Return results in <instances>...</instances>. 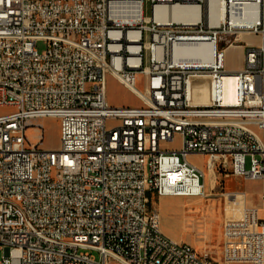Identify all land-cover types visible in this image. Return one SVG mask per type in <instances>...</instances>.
Instances as JSON below:
<instances>
[{
  "label": "built area",
  "instance_id": "2783aa9c",
  "mask_svg": "<svg viewBox=\"0 0 264 264\" xmlns=\"http://www.w3.org/2000/svg\"><path fill=\"white\" fill-rule=\"evenodd\" d=\"M185 5L196 21L155 16ZM179 43L211 63L175 60ZM229 48L243 51L237 72ZM109 77L141 105L112 107ZM0 108L13 109L0 116V264H264V0H0ZM43 118L61 122L59 151L42 149ZM211 173L263 184L260 209L230 194L244 214L223 220L218 258L165 236L151 200L204 199Z\"/></svg>",
  "mask_w": 264,
  "mask_h": 264
},
{
  "label": "rangeland",
  "instance_id": "374dc122",
  "mask_svg": "<svg viewBox=\"0 0 264 264\" xmlns=\"http://www.w3.org/2000/svg\"><path fill=\"white\" fill-rule=\"evenodd\" d=\"M249 38L256 39L254 36ZM256 43L258 40L256 39ZM38 51L42 53L45 50V44H38ZM228 68H241L243 57L240 49H228L226 54ZM138 89L143 92L144 86L138 84ZM107 100L112 107H139L140 100L129 92L126 88L120 85L115 79L109 77L107 80ZM13 113V109L0 108V116H5ZM36 128L42 130L43 144L42 149L47 151H59L61 149V132L60 120L56 118H43L35 123ZM31 144L37 143V132L31 130L27 134ZM167 147L179 148L180 143H172ZM189 162L196 165L200 169H205L208 161L207 157L190 156ZM223 176H212V190L207 191L206 198H183L181 200H171L161 203L157 206V198L151 199L152 204L159 210L161 215V229L163 232L176 238H184L187 240H196L199 243L207 245L206 250L211 251L218 258V251L221 248V243L218 238L221 232L223 220L226 217L225 200L221 196L224 193ZM228 191L241 192L250 191L248 185L241 183L237 179H230L226 182ZM240 214L232 212V219H239ZM213 242V248L209 244ZM5 252L0 247V262L3 260ZM99 260L98 254H95Z\"/></svg>",
  "mask_w": 264,
  "mask_h": 264
},
{
  "label": "crops",
  "instance_id": "0c3cea01",
  "mask_svg": "<svg viewBox=\"0 0 264 264\" xmlns=\"http://www.w3.org/2000/svg\"><path fill=\"white\" fill-rule=\"evenodd\" d=\"M248 42L251 44H257L256 39H253V38H248ZM258 43H259V40H258ZM240 51H241V54L243 57V51L241 49H240ZM242 67H243V64H242L241 68H228L227 63H226V70L228 72H237V71L241 70ZM212 176L217 177L218 175L214 176L213 173H211L210 177H207V178H210L211 185H212ZM223 179H224V183H223L224 193H222L221 196L224 198L227 195L226 196V205H225L226 218L231 219L232 218V212H234L235 210L237 213L240 214V217H242V215L244 214V211H243L244 210V204L242 203V199L235 198L234 196L230 195L231 193H235V192L228 191L226 188V182L230 179H237L241 183L245 182V184L248 185V188L250 189V191L239 192V193L245 194V196H246V208H249V209H251V208L260 209L261 208V193L263 190L262 182H251V181H247V180H244L241 178L234 177L232 175L223 176ZM155 198L156 197L151 196V199H155ZM181 199H183V198L164 197V198L157 199L156 204H157V206H160L161 203H164L165 201L181 200ZM163 233L165 236H167L168 238H170L176 242H182V243L190 244L197 251H203L207 248V245L205 243H199L196 240H187L186 241L183 237L182 238H176V237L171 236L165 232H163ZM220 243L222 244V226H221L220 236H219L218 242L216 244H220ZM216 244L214 245V243L211 242L209 244V247L213 248L214 246H216Z\"/></svg>",
  "mask_w": 264,
  "mask_h": 264
},
{
  "label": "bare ground",
  "instance_id": "6f19581e",
  "mask_svg": "<svg viewBox=\"0 0 264 264\" xmlns=\"http://www.w3.org/2000/svg\"><path fill=\"white\" fill-rule=\"evenodd\" d=\"M214 6L215 3H212ZM157 19H168L173 20L177 22H194L196 21L200 16V9L193 6V5H185V6H175V7H162L157 9L155 14ZM231 49V48H229ZM232 49H238V48H232ZM228 51V50H227ZM226 51V54H227ZM212 50L203 47L199 45L194 44H184L179 43L175 45V60L177 61H183L188 62L190 65L193 66H201V65H207L211 63L212 61ZM201 81L205 80H197L194 79V87L195 84L200 83ZM232 78H225V84H232ZM233 87V86H232ZM206 94L207 91L203 90V94ZM228 96L230 100L233 99V89L230 88L228 90ZM207 102V99H206Z\"/></svg>",
  "mask_w": 264,
  "mask_h": 264
}]
</instances>
